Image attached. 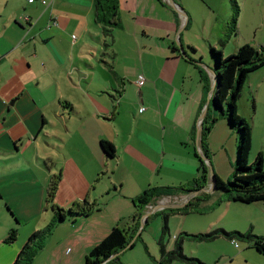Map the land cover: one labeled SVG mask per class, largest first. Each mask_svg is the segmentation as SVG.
Masks as SVG:
<instances>
[{
  "label": "crops",
  "instance_id": "obj_1",
  "mask_svg": "<svg viewBox=\"0 0 264 264\" xmlns=\"http://www.w3.org/2000/svg\"><path fill=\"white\" fill-rule=\"evenodd\" d=\"M41 1L6 0L0 12V207H9L20 223L41 218L51 180L61 175L56 205L69 209L89 199L97 210L68 217L50 236L58 235L57 249L77 259L73 264H86L113 229L133 225V199L151 188L191 189L199 178L198 126L206 102L201 75L209 69L190 37L199 15L192 4L202 8L205 1L175 0L189 24L179 41L183 18L170 0H119L121 24L112 39L96 21L95 0ZM220 136H232L224 119L209 136L210 152ZM103 142L114 146V157ZM27 145L36 146L33 160ZM219 193L184 201L189 195L178 192L157 203L187 206L199 199L198 208L212 210L224 202ZM5 222L0 264H14L22 248L3 247L16 228ZM216 226L210 221L206 228ZM55 252L51 257L61 264Z\"/></svg>",
  "mask_w": 264,
  "mask_h": 264
},
{
  "label": "rangeland",
  "instance_id": "obj_2",
  "mask_svg": "<svg viewBox=\"0 0 264 264\" xmlns=\"http://www.w3.org/2000/svg\"><path fill=\"white\" fill-rule=\"evenodd\" d=\"M204 1L205 5L202 8L200 6L197 7L196 3L192 4V7L196 9V13L198 12L199 15L190 40L197 46L200 53L204 54L202 64L206 65L209 69V71L205 70L206 76L208 77L205 98L206 102L210 100L209 113L212 121L214 117H221L222 113L216 108L214 101V94L217 92V87L211 94L213 79L209 72L210 69L215 71L216 63H213L211 60L209 46L212 45L218 51H221L224 58L234 55L240 47L245 45H250L256 49L264 47V0H236L239 9L237 32L230 30L231 22L236 15L233 0ZM5 2L6 0H0V12L5 8ZM237 106L238 114L252 128V150L249 163L253 165L259 155H262L264 159V67L249 74L237 101ZM224 122L232 136L226 137L225 139L220 136L217 139V143L210 152L209 161L211 164L207 163V166L210 176L212 168L217 176L221 174L224 177L223 180L228 181L233 178L236 171L240 132L230 125L227 118H224ZM223 145H225L226 151L231 156V159H233L232 162L227 158L224 153L225 151H221V146L223 147ZM26 148H28V153L26 154L27 159H35L36 146L27 145ZM45 151L47 152L46 145L44 146ZM48 161L49 158H46L45 163H48ZM50 163L52 162L49 161V166ZM222 194L225 193L221 191L219 195L222 196ZM185 195L190 194L186 192ZM219 195L216 197L217 200L219 199ZM198 196L201 197L203 195ZM0 199H2L1 195ZM223 199L224 202L218 200L215 206L211 208L212 210L205 207L198 208L201 201L197 199L191 206L185 208L187 210L184 208L175 211L167 209L165 210L167 212H163L159 216L151 217L149 224H147L146 220L144 225L141 226L143 231L141 237L135 242L134 247L122 253L120 255V262L114 264H159L163 258L160 245L161 239L164 238L166 249L171 251L174 248L176 238L181 235L185 238L183 244L184 254L189 258L198 259L204 264H264V254L257 251L253 242L242 237H236L231 241L225 236H219L216 239L202 241L185 236L206 235L218 230H224L227 233H251L254 236L264 238V207L262 209L259 203L257 205L229 203L225 200V197ZM0 202L2 203L3 201ZM10 210H8L6 205L0 207V222L1 225H6L5 221H7L8 226H16V228H11V230L17 229L18 237L13 244L5 243L3 246L5 248L19 246L23 249L28 243L29 238L34 234H31L34 229L39 231L45 228L55 218V213L47 200L40 213L41 218L33 222L20 223L18 219L17 221L14 218ZM196 211H205L206 215H195ZM152 215H155V213ZM167 215H169V231L163 234L165 217ZM210 221L215 222L219 226H216L212 230H207L206 227L207 224H210ZM126 223H121L123 228L128 227L127 225L129 224ZM223 226L227 227V229ZM11 230H9L7 237ZM58 240V235L47 237L44 244L46 251L44 253L40 252L38 254L39 257L37 259L35 258L36 261L34 260L35 263L33 264H44V261L47 262L46 264H58L51 257L54 251H57L55 252V256L57 259H61V264L75 263L77 259L73 260L74 258L72 255L70 256V253L67 255L65 250L57 249L59 246ZM77 251L79 252V250H76V253ZM172 264L186 263L176 261Z\"/></svg>",
  "mask_w": 264,
  "mask_h": 264
},
{
  "label": "trees",
  "instance_id": "obj_3",
  "mask_svg": "<svg viewBox=\"0 0 264 264\" xmlns=\"http://www.w3.org/2000/svg\"><path fill=\"white\" fill-rule=\"evenodd\" d=\"M233 4L234 9L236 10V15L231 22L230 30L232 32H237V17L239 16V9L236 0H233ZM94 7L96 21L102 25L105 37L112 39L113 31L120 27L121 24V20L118 16L119 0H95ZM192 51H195V49L192 48ZM210 56L212 62L216 63L215 73L217 76V92L214 94V101L216 108L221 111L222 116L214 117L211 121L209 107L200 137V146L203 155H199V152H196V155L201 161L199 178L194 180L191 189L185 187L180 190L168 187L151 188L139 197L133 199L132 201L137 209V213L133 218V225L127 230L119 227L113 229L99 245L87 254L86 264H114L120 262V255L113 260H110V258L127 249L132 241L138 236L142 226L141 220L146 213L147 206L156 204L164 197L175 196L178 192H187L189 194L199 192L208 185L210 173L207 164L203 161V157L208 160L210 159L209 136L214 125L220 119L227 118L230 125L240 132V141L238 143V161L233 178L225 181L213 173L216 180V190L218 192H224L225 194H223V196L225 197V200L230 203H243L250 205L257 202H264V159L262 155H259L253 165L249 163V157L252 150V128L250 124L238 114L237 106V101L249 74L264 67V47L256 49L250 45H245L240 47L234 55L228 58H224L223 53L218 51L215 47H210ZM201 77L206 96L208 77L206 76V73L203 72ZM103 148L110 157H114L115 148L112 144L103 142ZM61 179V175L54 176L47 189V202L51 205V208L55 213L54 220L43 230L37 231L29 238L28 243L22 249L14 264H33L36 256L43 249L45 240L52 234L59 223L64 222L68 217L89 216L97 210L96 203L91 202L89 199L75 203L69 209L56 205L54 201L59 190ZM189 206H191V204L185 206L184 209ZM8 210H10L9 207ZM169 210L175 211L171 209ZM163 212L167 211L163 210L161 213ZM151 217H149V220L147 219V224H149ZM168 223L169 215L165 217L163 234H166V232L169 231ZM185 236L202 241L216 239L219 236H225L231 241L236 237H242L253 242L257 251L264 254V238L254 236L251 233H227L224 230H218L206 235ZM17 237V229H12L9 236L5 239V243L13 244L16 242ZM140 237L141 234L138 236V239ZM184 239L183 235L177 237L173 250L168 251L164 244V238H162L160 245L163 258L159 264H172L176 261L186 264H204L200 260L189 258L184 254Z\"/></svg>",
  "mask_w": 264,
  "mask_h": 264
},
{
  "label": "water",
  "instance_id": "obj_4",
  "mask_svg": "<svg viewBox=\"0 0 264 264\" xmlns=\"http://www.w3.org/2000/svg\"><path fill=\"white\" fill-rule=\"evenodd\" d=\"M170 5L171 7L173 8V10H175L182 18V26L179 30V33H178V41L179 39L181 38V34L182 32H184V30H187L188 28V25H187V20H188V16L187 14L185 13L184 9L178 5L175 0H170ZM178 46V45H177ZM179 48V46H178ZM179 50L181 51L182 55L183 56H186L185 52H184V49L182 47L179 48ZM210 73H211V76H212V79H213V89L211 91V94L213 93V91L215 90L216 88V82H217V76H216V73L214 70L210 69ZM210 107V100L205 104V107L203 109V112H202V115H201V118H200V122H199V126H198V140H200V137H201V132H202V129H203V123H204V120L206 118V115H207V112H208V109ZM203 161L207 164H210V161L208 159H206L205 157H203ZM214 170L211 168V176L209 178V182H208V185L201 191L199 192H195L193 194H190L189 196H187L186 198H184V201H190L192 200L194 197L200 195V194H205L206 192H209V191H213V192H216V180H215V177H214ZM185 206L183 205H177V204H174V205H166L164 204L163 202H159L157 204H153V205H150V206H147L146 207V211L148 210H152V209H157V210H167V209H171V210H177V209H183ZM146 220H144V218H142V226L144 225V222ZM142 233V228L140 229L139 233H138V236ZM138 236L132 241V243L127 247V249H125L124 251H122L121 253L117 254V255H114L110 258V260H113L115 259L116 257H118L119 255H121L122 253H124L126 250L128 249H132L133 248V245L135 244V242L137 241L138 239Z\"/></svg>",
  "mask_w": 264,
  "mask_h": 264
},
{
  "label": "built area",
  "instance_id": "obj_5",
  "mask_svg": "<svg viewBox=\"0 0 264 264\" xmlns=\"http://www.w3.org/2000/svg\"><path fill=\"white\" fill-rule=\"evenodd\" d=\"M35 1H36V0H29L30 3H34ZM168 1H169V0H168ZM41 2H42L43 5H47V4H48V2H47L46 0H42ZM74 39H75V37H74ZM144 82H145L144 77H142V76L139 77V79H138V84H139L140 86H142V85H144ZM150 212H152L151 214L156 213V212H157V209H152V210H148V211H146V213H145L144 216H143L144 220H147V219H148L149 215H151V214H149Z\"/></svg>",
  "mask_w": 264,
  "mask_h": 264
}]
</instances>
